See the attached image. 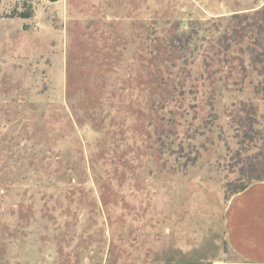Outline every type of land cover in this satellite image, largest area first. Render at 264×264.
<instances>
[{
  "label": "rangeland",
  "instance_id": "rangeland-1",
  "mask_svg": "<svg viewBox=\"0 0 264 264\" xmlns=\"http://www.w3.org/2000/svg\"><path fill=\"white\" fill-rule=\"evenodd\" d=\"M255 11L0 0V264L231 257L228 199L264 179V33L230 35Z\"/></svg>",
  "mask_w": 264,
  "mask_h": 264
},
{
  "label": "crops",
  "instance_id": "crops-1",
  "mask_svg": "<svg viewBox=\"0 0 264 264\" xmlns=\"http://www.w3.org/2000/svg\"><path fill=\"white\" fill-rule=\"evenodd\" d=\"M223 220L231 257L210 264H264V179L236 191L228 199Z\"/></svg>",
  "mask_w": 264,
  "mask_h": 264
},
{
  "label": "trees",
  "instance_id": "trees-1",
  "mask_svg": "<svg viewBox=\"0 0 264 264\" xmlns=\"http://www.w3.org/2000/svg\"><path fill=\"white\" fill-rule=\"evenodd\" d=\"M234 18L239 19V20H236L235 24L233 25V29L230 33L232 40L237 41L236 39H238L239 36H241L242 38L245 37V35L243 34V31L245 30L246 27L252 24V23L250 24V21L254 19H256V21L254 22H259V25H257L256 27L258 35H263L264 33V24H263L264 23V12L255 11L254 14H251V16L243 15L240 17L236 14ZM252 45L253 47L256 46L262 49L260 41L258 40L256 41V39L253 40ZM247 114L249 113L247 112ZM257 180H261V179H257ZM241 189L243 188L241 187L237 188L236 191H239Z\"/></svg>",
  "mask_w": 264,
  "mask_h": 264
},
{
  "label": "water",
  "instance_id": "water-1",
  "mask_svg": "<svg viewBox=\"0 0 264 264\" xmlns=\"http://www.w3.org/2000/svg\"><path fill=\"white\" fill-rule=\"evenodd\" d=\"M51 1H55V0H51Z\"/></svg>",
  "mask_w": 264,
  "mask_h": 264
}]
</instances>
